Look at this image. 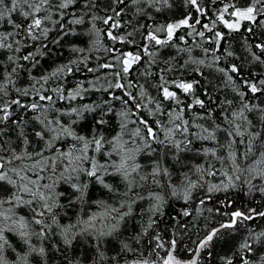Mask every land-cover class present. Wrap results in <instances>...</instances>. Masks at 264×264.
Listing matches in <instances>:
<instances>
[{"label":"snow or ice","instance_id":"6c2138e0","mask_svg":"<svg viewBox=\"0 0 264 264\" xmlns=\"http://www.w3.org/2000/svg\"><path fill=\"white\" fill-rule=\"evenodd\" d=\"M257 218L264 0H0V264H264Z\"/></svg>","mask_w":264,"mask_h":264},{"label":"trees","instance_id":"16d2710c","mask_svg":"<svg viewBox=\"0 0 264 264\" xmlns=\"http://www.w3.org/2000/svg\"><path fill=\"white\" fill-rule=\"evenodd\" d=\"M56 33L55 32H53L51 35L52 36H54ZM68 39H71V37H69ZM105 39H106V37H105ZM109 43H111L110 41H109ZM68 55V51H67V49H64V51H63V54L62 55H60L59 56V59H64V57H66ZM47 66V64H45V67ZM218 195H220V194H218ZM259 194H257V196H258ZM237 196H238V198H237V200H236V206L237 207H243V208H245V210H246V205H252V206H257L256 205V203H255V201H252V200H248V199H245L244 198V196H243V193H238L237 194ZM214 202V201H213ZM182 206H185L184 204H183V202L182 201H175L174 203H172L169 207H168V209H167V211L169 212V213H171L172 211H178L179 210V208L180 207H182ZM210 206V205H209ZM194 207V206H193ZM258 210H259V207H258ZM208 215V213L207 212H205L204 213V216H207ZM168 219V217H164V220H167ZM186 219H192L191 217H189V218H186ZM192 223L193 224H197V223H199L201 226L203 225V223H204V219H203V217H201L198 221L197 220H192ZM249 223H253V222H249ZM254 223H256L258 226H264V220H260L259 218H257L255 221H254ZM191 232H192V236H193V238H195V236H196V230H195V228H193L192 230H191ZM165 235H168V233H165ZM183 241H181V247L177 250L178 251V254L180 255V256H184V257H186L187 255H188V253L186 252V250H182L183 249ZM189 246H191L190 245V242H189ZM14 258V257H13Z\"/></svg>","mask_w":264,"mask_h":264}]
</instances>
